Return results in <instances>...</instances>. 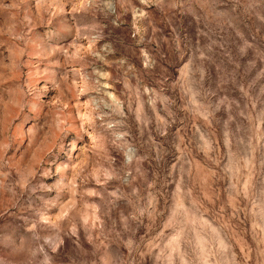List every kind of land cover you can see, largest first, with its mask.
Listing matches in <instances>:
<instances>
[{
	"label": "rangeland",
	"instance_id": "1",
	"mask_svg": "<svg viewBox=\"0 0 264 264\" xmlns=\"http://www.w3.org/2000/svg\"><path fill=\"white\" fill-rule=\"evenodd\" d=\"M0 264H264V0H0Z\"/></svg>",
	"mask_w": 264,
	"mask_h": 264
}]
</instances>
